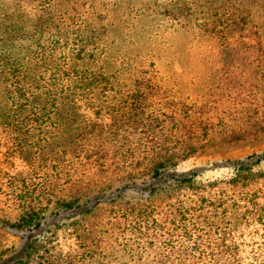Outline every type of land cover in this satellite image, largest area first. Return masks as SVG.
<instances>
[{
    "label": "trees",
    "instance_id": "16d2710c",
    "mask_svg": "<svg viewBox=\"0 0 264 264\" xmlns=\"http://www.w3.org/2000/svg\"><path fill=\"white\" fill-rule=\"evenodd\" d=\"M78 1L0 12V157L23 164L0 170V213L30 233L2 264H264V151L221 158L213 177L180 171L235 135L174 100L152 63L106 71ZM251 3L261 52L264 0ZM228 28L213 32L246 45L248 27Z\"/></svg>",
    "mask_w": 264,
    "mask_h": 264
},
{
    "label": "rangeland",
    "instance_id": "374dc122",
    "mask_svg": "<svg viewBox=\"0 0 264 264\" xmlns=\"http://www.w3.org/2000/svg\"><path fill=\"white\" fill-rule=\"evenodd\" d=\"M11 0H0V12ZM252 0H79L73 16L98 27L106 71L117 62L154 64L174 100L196 105L211 121L232 130L236 139L217 153L205 152L181 163L204 178L221 173L218 160L264 151V43L261 52L251 38L259 23ZM247 23L244 25V22ZM248 27L249 40H222L214 29ZM208 27V28H205ZM206 29V30H205ZM241 29V28H238ZM239 33V32H238ZM251 47H247V45ZM219 134L215 139H219ZM18 157L3 160L0 170L22 168ZM16 212L5 206L0 215V264L15 255L30 234L11 227ZM51 213L46 214L47 227ZM44 225V227H46Z\"/></svg>",
    "mask_w": 264,
    "mask_h": 264
}]
</instances>
